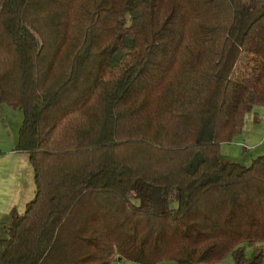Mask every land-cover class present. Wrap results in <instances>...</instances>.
<instances>
[{"label":"trees","instance_id":"obj_1","mask_svg":"<svg viewBox=\"0 0 264 264\" xmlns=\"http://www.w3.org/2000/svg\"><path fill=\"white\" fill-rule=\"evenodd\" d=\"M0 102L34 184L0 264H263L264 151L218 145L264 107V0H0Z\"/></svg>","mask_w":264,"mask_h":264},{"label":"crops","instance_id":"obj_2","mask_svg":"<svg viewBox=\"0 0 264 264\" xmlns=\"http://www.w3.org/2000/svg\"><path fill=\"white\" fill-rule=\"evenodd\" d=\"M16 109L0 102V225L10 210L22 212L34 192L28 154L15 148L22 118Z\"/></svg>","mask_w":264,"mask_h":264},{"label":"rangeland","instance_id":"obj_3","mask_svg":"<svg viewBox=\"0 0 264 264\" xmlns=\"http://www.w3.org/2000/svg\"><path fill=\"white\" fill-rule=\"evenodd\" d=\"M21 115V110L16 109ZM264 151V107L253 106L250 112L243 118V124L240 131L233 135L229 142L218 145V154L222 159L240 162L243 165L249 164L251 158L261 154ZM264 264V243L261 244ZM250 248H246L248 255ZM110 264H134L127 260L114 261ZM160 264V263H156ZM175 264V263H167ZM214 264H231L230 257L226 256Z\"/></svg>","mask_w":264,"mask_h":264}]
</instances>
